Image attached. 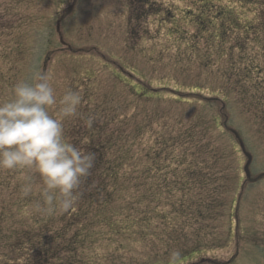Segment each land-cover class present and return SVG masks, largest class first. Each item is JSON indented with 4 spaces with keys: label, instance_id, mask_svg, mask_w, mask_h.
<instances>
[{
    "label": "rangeland",
    "instance_id": "obj_1",
    "mask_svg": "<svg viewBox=\"0 0 264 264\" xmlns=\"http://www.w3.org/2000/svg\"><path fill=\"white\" fill-rule=\"evenodd\" d=\"M144 1L0 0V101L38 70L81 96L67 142L112 167L128 150L63 222L78 264H264V0ZM42 189L0 170V264L13 225L59 227Z\"/></svg>",
    "mask_w": 264,
    "mask_h": 264
},
{
    "label": "clouds",
    "instance_id": "obj_2",
    "mask_svg": "<svg viewBox=\"0 0 264 264\" xmlns=\"http://www.w3.org/2000/svg\"><path fill=\"white\" fill-rule=\"evenodd\" d=\"M81 103L80 94L70 89L58 99L51 77L38 70L0 101V170L38 173L53 211L73 208L81 181L94 166V154L81 151L64 135V121L78 114ZM92 123L91 118L86 121L88 127Z\"/></svg>",
    "mask_w": 264,
    "mask_h": 264
},
{
    "label": "trees",
    "instance_id": "obj_3",
    "mask_svg": "<svg viewBox=\"0 0 264 264\" xmlns=\"http://www.w3.org/2000/svg\"><path fill=\"white\" fill-rule=\"evenodd\" d=\"M137 1V0H135ZM154 1V0H151ZM148 0L144 1V7L147 6ZM136 19V18H135ZM104 147L100 146L99 150L95 154L101 161L94 159V166L90 170L94 171L98 168L99 164L103 161V170L105 181L103 187L109 184V180H113V186L118 184V174L120 166L118 161H124L125 155L128 152L124 151L123 155H118L115 159V167H112L102 158H104ZM123 149V146H120ZM94 154V153H93ZM94 156V157H95ZM114 161V162H115ZM110 175V176H109ZM108 176V180L106 177ZM109 193V192H108ZM134 199H131L133 201ZM101 192L92 190L91 192L81 184L77 190V199L74 206L70 210L59 209L53 216L58 218L56 224H59L57 230H54L53 225L55 222H51V217L47 221H33V224L19 223L13 225L14 227L7 234V249L9 255H4L7 264H78L75 253L78 249L73 245L72 240L68 238V226L63 223L66 220L78 221L80 218H87L90 213L89 206L101 204ZM106 204L110 203V199L105 201ZM2 218V217H0ZM46 219V216H45ZM82 243L84 239L81 238ZM182 255V254H180ZM191 257V254L188 255ZM10 262V263H9ZM5 263V264H6Z\"/></svg>",
    "mask_w": 264,
    "mask_h": 264
}]
</instances>
